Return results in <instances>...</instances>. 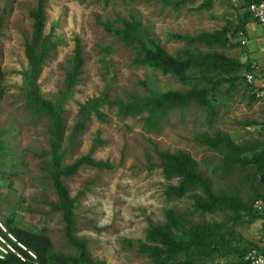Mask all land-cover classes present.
I'll return each instance as SVG.
<instances>
[{"label": "rangeland", "instance_id": "374dc122", "mask_svg": "<svg viewBox=\"0 0 264 264\" xmlns=\"http://www.w3.org/2000/svg\"><path fill=\"white\" fill-rule=\"evenodd\" d=\"M172 5L163 0H45L43 34L52 45L40 65L36 78L39 93L61 110L64 133L60 143L62 162L89 152L94 158L107 159L111 167L97 168L82 164L77 171L62 177L68 195L74 198L72 234L85 239L90 256L102 264H153L126 240L143 239L148 224L161 223L167 210L181 212L188 220L217 222L224 247L212 257L200 258L198 264H243L239 247L256 244L262 236L259 219L232 220L230 210L212 212L194 210L191 195L174 197L163 192L175 178L165 179L153 147L169 151L187 150L197 162L214 191H236L242 199L250 194L251 179L241 180L245 169L224 175L219 155L199 143L195 135L215 131L227 133L236 143L264 140L260 122L264 105L255 102L248 85L238 75L234 89L227 91L220 83L209 95L213 108L208 110L190 103L170 109L157 129H145L142 116H120L101 98L127 99L142 95L146 87L156 91L187 87L176 77L134 61L133 45L124 43L118 34L104 27L117 24L116 17L136 19L141 28L170 54L180 49L196 52H219L228 57L243 53L244 36L232 34L238 22V4L234 0H179ZM35 0H0V219L10 216L13 223L27 229H41L50 239L52 250L74 253L65 239L60 212L50 209L56 195L50 183L48 161V119L29 113L23 106L26 85L23 75L27 63L23 44L29 38V10ZM202 4V5H201ZM222 26L229 42L237 45L208 46L201 42L185 43L172 34L211 32ZM77 39L83 65L77 81L65 92L63 78L71 63ZM240 70V69H239ZM220 75L216 69L194 70L193 80L204 84L201 74ZM140 81H144L143 85ZM88 113L84 126L72 137L73 123ZM97 112L102 117L96 116ZM67 148V149H66ZM254 181H256L254 179ZM261 190L264 187L260 188ZM230 231V235L226 234ZM237 246V250H232ZM240 253V254H239Z\"/></svg>", "mask_w": 264, "mask_h": 264}, {"label": "trees", "instance_id": "16d2710c", "mask_svg": "<svg viewBox=\"0 0 264 264\" xmlns=\"http://www.w3.org/2000/svg\"><path fill=\"white\" fill-rule=\"evenodd\" d=\"M163 1L172 5H178L180 2L179 0ZM247 2L248 0H244L243 4L246 5ZM44 3L45 0H35L33 8L29 10L31 31L29 38L23 44V53L27 63V71L23 75L26 85L23 106L29 113L45 115L48 119V148L43 152L48 154L49 159L42 162L46 165L50 183L56 195V201L50 202L49 208L60 212L63 235L75 251L73 254L54 251L49 237L41 229L22 228L15 225L10 216H4L2 221L7 229L30 248L35 256L31 257L22 251L25 258L21 260L12 253H8L0 258V264H102L100 260L90 256L85 239L72 234L74 198L68 195L62 177L74 174L82 164L97 168H109L111 164L107 159L92 157L89 152L74 157L68 163L62 162L64 149H60V143L63 139L64 123L61 110L49 99L42 97L36 82L40 65L49 54L48 50L52 45L49 36L43 34ZM210 3L211 0H205L202 4L209 5ZM240 12V16L237 14L238 22L230 30L232 34L236 31L242 33L244 30V23L249 14L243 7ZM116 22L115 25H111L110 22H104L103 25L106 29L118 34L124 43L133 45L134 61L152 69L169 72L178 81L187 85L183 90L167 88L156 91L146 87L145 94H130L125 100L107 98L105 95L101 98L105 104L113 106L120 116L144 113L142 122L145 129H157L166 113L174 107L182 108L194 103L208 110L212 109L213 104L209 95L216 87L225 82L227 91L234 89L238 75L243 79L241 73L249 69L247 58L240 60L239 57H228L219 52L198 51L193 53L188 49H180L176 54L167 53L132 16L129 19L116 17ZM226 31L227 27L222 26L211 32L174 33L172 36L183 39L185 43L201 42L208 46L213 43L237 45L238 41L229 42L228 36L225 35ZM70 60L71 63L63 78L62 95L77 81L81 73L83 56L77 39L74 41ZM216 69L220 72L218 76L201 74L204 80L202 85L192 79L191 73L194 70L202 73ZM1 75L0 69V78ZM140 82L145 84L144 81ZM1 94L0 86V96ZM250 97L252 98L251 94ZM96 116L101 118L103 115L97 112ZM87 117L88 113L85 111L73 123L72 137L83 128ZM194 137L199 143L219 155V166L224 175L234 170L245 169L246 173L241 180H253L249 182L251 194L246 199H242L234 190L214 191L209 179L197 168L196 160L187 150L176 148L169 151L154 146L153 150L159 159L158 166L162 176L165 179L175 178L176 180L175 183L165 185L164 194L179 197L187 192L196 191L191 195L194 210L206 212L230 210L233 214L232 220L244 216L248 222L258 219L259 214L253 207V200L264 198V189H259L260 186L264 187V140H245L242 143H236L227 133L221 131H215L212 134L200 132ZM219 226L217 222L188 220L181 212L167 210L161 223L148 224L143 239L126 240V242L133 245L139 254L147 256L153 264H198L200 258L212 257L219 253L227 242L228 239L223 236V232L216 231ZM230 233L226 230L227 235ZM250 247H257V243L246 242L239 247V251L243 253ZM237 248L233 246L232 250H237ZM242 263L246 264L244 260Z\"/></svg>", "mask_w": 264, "mask_h": 264}, {"label": "built area", "instance_id": "2783aa9c", "mask_svg": "<svg viewBox=\"0 0 264 264\" xmlns=\"http://www.w3.org/2000/svg\"><path fill=\"white\" fill-rule=\"evenodd\" d=\"M243 8L259 24L264 36V0H248ZM256 68L257 65L252 63L249 65V69L241 74L243 80L248 84L249 94H251L253 100L264 105V74L256 73ZM260 130L264 132V118L260 122ZM253 207L259 214L258 219L264 227V198L254 199ZM22 251H25L31 257L35 256L34 252L18 240L0 219V258L12 253L23 260L25 255ZM242 257L246 264H264V234L259 238L257 247L248 248Z\"/></svg>", "mask_w": 264, "mask_h": 264}, {"label": "crops", "instance_id": "0c3cea01", "mask_svg": "<svg viewBox=\"0 0 264 264\" xmlns=\"http://www.w3.org/2000/svg\"><path fill=\"white\" fill-rule=\"evenodd\" d=\"M236 4H238V15H241V9L245 5L244 0H234ZM236 15V16H238ZM244 36V51L238 57L245 55L247 58L249 65L255 64L257 65L256 73L264 74V36L259 24L253 20L250 16L246 18L244 23V30L242 32ZM263 227V226H262ZM264 234V227L262 231V235Z\"/></svg>", "mask_w": 264, "mask_h": 264}, {"label": "water", "instance_id": "95a60500", "mask_svg": "<svg viewBox=\"0 0 264 264\" xmlns=\"http://www.w3.org/2000/svg\"><path fill=\"white\" fill-rule=\"evenodd\" d=\"M245 59V55L240 57V60H244Z\"/></svg>", "mask_w": 264, "mask_h": 264}]
</instances>
